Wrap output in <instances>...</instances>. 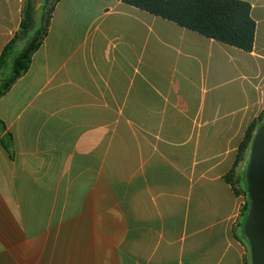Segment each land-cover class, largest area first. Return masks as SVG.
<instances>
[{
  "label": "crops",
  "instance_id": "1",
  "mask_svg": "<svg viewBox=\"0 0 264 264\" xmlns=\"http://www.w3.org/2000/svg\"><path fill=\"white\" fill-rule=\"evenodd\" d=\"M241 1L251 52L120 0H59L0 97V264H251L226 177L264 118V0ZM24 2L0 0V56Z\"/></svg>",
  "mask_w": 264,
  "mask_h": 264
},
{
  "label": "trees",
  "instance_id": "2",
  "mask_svg": "<svg viewBox=\"0 0 264 264\" xmlns=\"http://www.w3.org/2000/svg\"><path fill=\"white\" fill-rule=\"evenodd\" d=\"M123 3L136 7L140 10L171 21L182 28L197 32L218 42L251 52L255 43L256 22L251 15V5L241 0H120ZM59 0H44L43 18L40 29L27 42L20 55L15 59L12 73L2 79L0 97L6 94L12 85L23 76L30 67L32 56L42 45L48 34L52 14ZM36 4L34 0H25L22 9V19L18 32L6 45L0 56V76L4 74L9 56L16 44L26 38L37 23L35 17ZM264 124V118L249 124L246 134L241 141L232 171L226 180L233 186L236 195H247V183L243 185V179L238 176V167L246 160L251 149L252 142L258 128ZM6 130L0 121V135ZM3 147L10 151L12 136L4 135L1 139ZM248 164V161H247ZM246 172V170H245ZM246 182V180H245ZM244 186V187H243ZM250 206L247 205L242 214L246 221ZM250 247V246H249Z\"/></svg>",
  "mask_w": 264,
  "mask_h": 264
},
{
  "label": "water",
  "instance_id": "3",
  "mask_svg": "<svg viewBox=\"0 0 264 264\" xmlns=\"http://www.w3.org/2000/svg\"><path fill=\"white\" fill-rule=\"evenodd\" d=\"M246 183L250 206L243 232L249 242L251 264H264V124L252 142Z\"/></svg>",
  "mask_w": 264,
  "mask_h": 264
},
{
  "label": "rangeland",
  "instance_id": "4",
  "mask_svg": "<svg viewBox=\"0 0 264 264\" xmlns=\"http://www.w3.org/2000/svg\"><path fill=\"white\" fill-rule=\"evenodd\" d=\"M35 1V4H36V14H35V17L37 19V23L35 25V27L33 28L32 32L26 37V38H23L21 39L17 44L16 46L14 47V49L12 50L10 56H9V61H8V64H7V67L5 68L4 70V74L0 76V86L2 85V79L4 77H6L7 75L11 74L12 73V66H13V63L15 61V59L20 55L22 49L25 47V45L27 44V42L33 37V35L35 34V32L37 30L40 29V26H41V19L43 18V6H44V0H34ZM249 155H250V151L248 152V156L246 158V160L238 167L239 171H240V168H242V165H243V171L240 173H238V169H237V174L238 176H240L242 179H243V185L245 186V180H246V168H247V161L249 160ZM243 186V187H244ZM238 197H242V210L243 208L247 205V202H248V196L242 194V195H237Z\"/></svg>",
  "mask_w": 264,
  "mask_h": 264
}]
</instances>
